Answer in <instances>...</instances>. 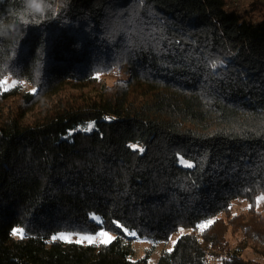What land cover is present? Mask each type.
Instances as JSON below:
<instances>
[{
    "label": "trees",
    "instance_id": "16d2710c",
    "mask_svg": "<svg viewBox=\"0 0 264 264\" xmlns=\"http://www.w3.org/2000/svg\"><path fill=\"white\" fill-rule=\"evenodd\" d=\"M64 4L17 49L0 41V81L17 83L0 88V264H148L124 229L168 241L209 219L157 264H264V13L254 22L225 0ZM19 7L0 0V19ZM123 66L127 80L97 79ZM101 229L115 239H53Z\"/></svg>",
    "mask_w": 264,
    "mask_h": 264
},
{
    "label": "rangeland",
    "instance_id": "374dc122",
    "mask_svg": "<svg viewBox=\"0 0 264 264\" xmlns=\"http://www.w3.org/2000/svg\"><path fill=\"white\" fill-rule=\"evenodd\" d=\"M225 1L228 5L229 10L234 11L236 13H239L241 15L242 14H249V16L252 18V20L254 22L259 21L261 18V15L264 13V0H225ZM257 2H258V4L256 5V7H254ZM97 79L100 80L101 82L105 83L106 85H109V86L112 85L116 80H119V79L127 80L128 79V68L126 66H123L120 68H115L109 74L97 76ZM5 81L7 82L5 84V88H7V89L12 88V87L17 85V83L15 81H13L12 79H6ZM23 89L25 91H30V92L34 93L33 89L30 86H28L27 84H23ZM90 125H92V124H90ZM92 129H93V125L91 128H89L88 126L87 127L77 126L74 129L70 130L65 136H63L62 139L63 140H69L71 138V136L73 134H75L76 132L90 133L92 131ZM261 197H263V196L260 195L257 198V200H260V203L257 204V200H256L255 209L257 212L264 215V199H261ZM232 208H233L234 214L239 215V214H246L249 206H248L246 201H244L242 199H238V200L233 201ZM91 220H93L97 224H100V222H101L100 218L96 215L91 216ZM207 221L199 222L197 225H199L201 223H205ZM197 225H196L195 229L179 228L175 233H173L171 235V237L169 238L168 241H154V240L147 239V238H137L135 236L127 234L128 237L134 238V240L132 242L133 256L131 257V259L133 261H136V260H140V259L146 257L148 264H157L159 261V258L161 257V255L164 252H168V251L172 250V248H173L174 244L176 243V241L178 240V238H180L181 236H183L185 234L191 233L193 231L200 232V230L197 228ZM181 229H183V232L180 231ZM128 233H130V232H128ZM59 234H61V233H59ZM59 234H57L56 236H58ZM109 234L115 237V235L113 233L109 232ZM78 235H81V234H74L73 233L72 242H67V243H76L75 241H76ZM89 235H94V234H89ZM13 236L16 238H20L19 236H15V235H13ZM227 239L229 242V247L233 248L236 245L237 241L240 239V237H239V235L232 236L231 234H228ZM56 240L65 242V241L60 240V239H56ZM173 242H175V243H173ZM77 244L99 245V244H103V243H100L99 240H97L94 243H88L87 241H84L83 243H77ZM242 257L245 260H258L259 261V258H257L251 252V250H246L243 253ZM259 262H262V260H260ZM207 263L208 264H221V262L218 258H213V257L208 258Z\"/></svg>",
    "mask_w": 264,
    "mask_h": 264
},
{
    "label": "clouds",
    "instance_id": "9594fccd",
    "mask_svg": "<svg viewBox=\"0 0 264 264\" xmlns=\"http://www.w3.org/2000/svg\"><path fill=\"white\" fill-rule=\"evenodd\" d=\"M66 7L64 0H20V7L15 15L8 19H0V41L13 42L18 47L23 38L24 29L33 25L35 20H47L49 15L56 17ZM17 33L19 36L17 38Z\"/></svg>",
    "mask_w": 264,
    "mask_h": 264
},
{
    "label": "snow or ice",
    "instance_id": "6c2138e0",
    "mask_svg": "<svg viewBox=\"0 0 264 264\" xmlns=\"http://www.w3.org/2000/svg\"><path fill=\"white\" fill-rule=\"evenodd\" d=\"M211 67L212 68H216L217 67V63H215V62L212 63ZM6 83H7L6 81H0V88H3ZM33 91L35 92V89H33ZM88 127L91 128L92 125H89ZM130 147H133L135 149L137 146L132 145ZM139 151L142 152L143 148L142 147L139 148ZM180 162H181V164H183L186 167H192L193 166L191 163H189V162H187V161H185L183 159H181ZM261 199H264V197H261ZM259 203H260V200H257V204H259ZM250 207H251V205H250ZM212 223H213V221L210 219V220H208L205 223H201V224L197 225V228L200 231H203V230H205V228L210 226ZM117 227H122V226L117 224ZM124 231L126 232V234H130L132 236H136L135 232L128 233L127 229H124ZM180 231L183 232V229H181ZM12 234L15 235V236H19L21 239H23L25 237V233H24V231L22 229L13 230ZM72 236H73V233L67 232V233H61L58 236H54L53 239H60V240H63L65 242H72ZM113 239H115V237L110 235L107 230L101 229L100 231H98L94 235H78V237H77L75 242L76 243H83L84 241H87L88 243H94L97 240H99L100 243L108 244V243H111V241ZM173 243H175V242H173Z\"/></svg>",
    "mask_w": 264,
    "mask_h": 264
}]
</instances>
